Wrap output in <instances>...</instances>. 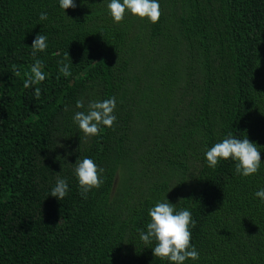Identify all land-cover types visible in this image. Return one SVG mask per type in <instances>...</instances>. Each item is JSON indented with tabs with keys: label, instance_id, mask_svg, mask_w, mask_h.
<instances>
[{
	"label": "trees",
	"instance_id": "1",
	"mask_svg": "<svg viewBox=\"0 0 264 264\" xmlns=\"http://www.w3.org/2000/svg\"><path fill=\"white\" fill-rule=\"evenodd\" d=\"M158 2V23L117 24L110 0H0V264H173L140 240L166 200L196 221L199 259L184 264H264V0ZM38 33L48 47L33 57ZM37 60L46 79L25 89ZM113 96V127L86 138L74 114ZM229 133L256 143V174L208 166ZM85 157L105 170L86 199ZM58 177L63 200L49 195Z\"/></svg>",
	"mask_w": 264,
	"mask_h": 264
},
{
	"label": "clouds",
	"instance_id": "2",
	"mask_svg": "<svg viewBox=\"0 0 264 264\" xmlns=\"http://www.w3.org/2000/svg\"><path fill=\"white\" fill-rule=\"evenodd\" d=\"M60 7L65 11L68 8H75L74 0H59ZM107 8L113 21L121 23L126 13L130 12L140 19L147 18L151 23L159 22L162 15L158 0H110ZM47 13L40 14V20H46ZM48 37L37 34L32 41V55L37 52H44L47 47ZM69 55L58 61L61 65L60 72L68 77L71 75L70 64L65 63ZM42 62L37 60L31 67L30 73L26 72V79L23 86L25 89L38 85L46 79L41 71ZM41 90L35 88L34 97L39 99ZM117 106L116 98L113 96L103 101H90L87 105V112L77 111L73 120L84 133L85 137L98 136L101 134V125L112 128L116 121L114 111ZM85 107L83 99L76 101V108ZM205 157L210 168L215 169L221 160L231 159L236 161L235 172L242 176L256 174L261 165V153L256 143L251 142L247 137L244 139L235 138L231 133L222 142L215 143L205 152ZM75 175L81 189V195L87 198V193L93 188H100L103 184L101 174L105 171L98 167L91 158H83L76 161ZM68 194V183L66 178H57L56 185L51 189L49 195L63 200ZM255 196L264 201V188L255 192ZM150 222L147 223V230L140 232V240L149 245L155 241L152 248L154 257L168 260L173 264H184L188 259L198 260L199 253L191 243V227H195L196 221L193 219L188 209L176 211L175 204L168 200L157 202L149 209Z\"/></svg>",
	"mask_w": 264,
	"mask_h": 264
},
{
	"label": "rangeland",
	"instance_id": "3",
	"mask_svg": "<svg viewBox=\"0 0 264 264\" xmlns=\"http://www.w3.org/2000/svg\"><path fill=\"white\" fill-rule=\"evenodd\" d=\"M117 184H118V180L116 179V182H115V185H114V191H115V189L117 187Z\"/></svg>",
	"mask_w": 264,
	"mask_h": 264
}]
</instances>
